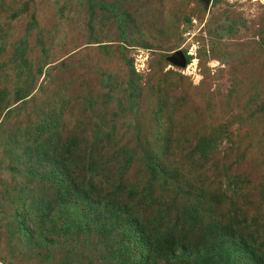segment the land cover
Listing matches in <instances>:
<instances>
[{
	"label": "rangeland",
	"instance_id": "obj_1",
	"mask_svg": "<svg viewBox=\"0 0 264 264\" xmlns=\"http://www.w3.org/2000/svg\"><path fill=\"white\" fill-rule=\"evenodd\" d=\"M91 2L0 0V264H118L129 245L138 255V218H156L140 196L159 211L177 208L180 220L188 184L206 190L207 204L226 194L222 224L239 218L205 262L228 254L264 264V0ZM177 51L190 56L183 69L167 60ZM52 119L62 142L44 151L36 137L53 136L39 132ZM203 138L215 143L207 161L198 160ZM71 139L75 154L61 146ZM160 149L170 168L153 178L146 162ZM67 222L77 226L69 240ZM160 252L149 264L178 261ZM200 252L180 264H197Z\"/></svg>",
	"mask_w": 264,
	"mask_h": 264
},
{
	"label": "trees",
	"instance_id": "obj_2",
	"mask_svg": "<svg viewBox=\"0 0 264 264\" xmlns=\"http://www.w3.org/2000/svg\"><path fill=\"white\" fill-rule=\"evenodd\" d=\"M93 2V0H92ZM91 2V3H92ZM95 5L99 9L109 10L111 13H114V16H116L114 12V8L111 5H106L103 3H98L95 1ZM120 16V15H119ZM120 30H123V27L125 26V21H120ZM186 57V66L190 62V56L187 55L185 52ZM131 71V75H133V71ZM128 85L131 90L128 91V97L133 101L132 108H134L136 101V96L134 95V81L129 80ZM63 110V109H61ZM261 111L264 112V101L261 104ZM63 113V111L61 112ZM166 113V111H165ZM154 118H157L159 120V117L157 116V111L154 113ZM170 122L173 121L172 115L167 112L166 117ZM54 120L51 128H41L39 130L40 133H49V132H55L53 136H49L48 138H45L44 140H41L39 136L36 137V143L40 149L46 151V147L48 146H54L53 150L56 151V144H60L62 141V131L58 129L59 121ZM63 123V122H61ZM162 124H160L161 126ZM169 129L167 135H165V138L171 142L175 129L174 124H169ZM100 131V130H99ZM114 129L111 128L110 132ZM52 138V139H50ZM96 139L106 140L109 139V133L106 132L105 134L100 133L98 134V131H96ZM13 138H11L10 141H12ZM22 140V139H21ZM24 141V139H23ZM76 141H79L78 139ZM76 141L74 139H71L66 144L65 142L61 144L64 149H66L67 154H75L76 151L74 149L73 144L77 145ZM25 142V141H24ZM27 142V141H26ZM25 142V143H26ZM16 145L22 147L20 142L15 143ZM27 144V143H26ZM29 145V144H27ZM215 149V143L210 138H203L199 141L197 146V152L198 154V160L201 161H207L211 158V154L214 152ZM78 150V149H77ZM165 155L166 151L160 149V154L157 155H150V158L147 159L146 162V169L148 172H150L151 177L156 178L157 173L161 172L162 174L164 172H167V170L170 168L168 164L164 163L162 164L159 161L160 155ZM202 163H200V166L202 167ZM77 165L74 167L76 169ZM69 167L66 166V169ZM69 171V170H67ZM70 172V171H69ZM170 177L176 179V175L172 171L170 174ZM194 185L188 184L186 185L187 190L180 191L181 194L185 195L183 198H186V204L187 209L185 212H183L182 218L179 220L178 217L175 215H178L177 208H169L166 210L159 211L158 209H154L150 203V198L144 196H140L142 202H140L141 206L144 207L146 210L149 211H155L156 212V218L154 220H144L141 217L138 218V224H139V230L141 232V235L143 238H138V240L134 243L136 246V250L138 252L137 254H134L132 252L133 250V244L129 245L127 248H125L120 253V260L118 264H149L150 258L152 255L156 252V250L161 251L160 256L168 257L169 260L174 259L175 261L178 259L175 264H180L181 260H187L188 257L190 258L193 252L195 251H201L196 259L197 264H209L205 262V259L209 257L212 253H219L220 242L219 240L229 233V229L233 226H237L236 224L239 221L238 215H230L227 216L226 222L227 224H222L221 217L216 214L217 210H220L219 205H221L222 202H224V198H226V194L222 193L221 195H216L214 198L210 197L209 204L207 202H203V200L206 201V199L209 198V195L207 194L206 190L203 188H193ZM146 192V189L145 191ZM237 193L238 191L235 190ZM178 194V193H177ZM232 197L235 196V193L231 195ZM229 196V199L230 197ZM84 200V199H83ZM88 200V201H87ZM199 200V203L194 205L193 201ZM85 202H88V206L92 208V210H95V207L93 208V204L91 203L89 205V199L86 198L84 200ZM232 204V203H231ZM85 207V204L83 205ZM184 213H187V215H184ZM67 214V213H66ZM174 214V215H173ZM68 215V214H67ZM90 216L89 213H82V217L88 218ZM234 224V225H232ZM63 231L64 239H71L73 236L70 234L73 229H76L77 226L73 224L72 222L64 223ZM67 229V230H66ZM60 230V231H61ZM54 232H57V230H54ZM28 232L27 230H24V233ZM198 234L201 235L203 239H211V245L208 246H199L196 243L192 241V238H194V235ZM140 235V236H141ZM191 239L187 242V239ZM52 242V244H54ZM226 252H233V248L228 247L226 249ZM221 251V250H220ZM234 253V252H233ZM131 259V261L129 260ZM221 263L224 264H234L231 257L228 256V254H224L222 256ZM74 259V257L69 256L66 258V261H71ZM119 259V258H118ZM130 261V262H129Z\"/></svg>",
	"mask_w": 264,
	"mask_h": 264
},
{
	"label": "water",
	"instance_id": "obj_3",
	"mask_svg": "<svg viewBox=\"0 0 264 264\" xmlns=\"http://www.w3.org/2000/svg\"><path fill=\"white\" fill-rule=\"evenodd\" d=\"M211 0H203L206 6L209 5ZM168 62L171 63L173 66L183 69L186 67V57L182 51L175 52L172 56L167 58Z\"/></svg>",
	"mask_w": 264,
	"mask_h": 264
}]
</instances>
